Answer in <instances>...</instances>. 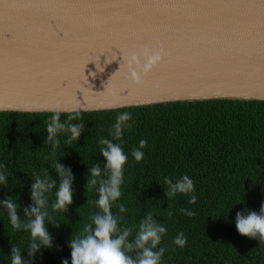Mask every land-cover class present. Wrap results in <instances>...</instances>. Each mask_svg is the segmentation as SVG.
Masks as SVG:
<instances>
[{"label": "trees", "instance_id": "obj_1", "mask_svg": "<svg viewBox=\"0 0 264 264\" xmlns=\"http://www.w3.org/2000/svg\"><path fill=\"white\" fill-rule=\"evenodd\" d=\"M123 112L131 113L134 123L122 138L129 160L122 196L112 211L117 214L120 203L126 206L128 211L121 214L124 226L138 224L152 211L168 229L160 245L166 249L163 264H264V240L242 236L235 226L236 212L245 208L259 211L264 202V100L239 99L83 111L78 121H71L85 126L79 141L65 145L61 136L55 158H50L51 143L45 140L53 113L0 111V163L6 166L9 179V187L0 189V199L5 194L17 195L22 206L31 203V175H42V169L59 183L53 159L71 167L75 176L74 202L66 213L50 208L56 189L48 194L50 218L46 224L62 250H44L36 264L70 260L67 242L81 234L99 211L97 192L86 190L88 168L103 167L98 140L112 138V125ZM69 114L61 113V121ZM140 140L147 141V146L144 159L136 162L131 151ZM182 175L194 182L196 204L188 203V195L177 194L170 200L165 195L164 178ZM183 208L195 215H184ZM19 215L23 216L22 210ZM179 232L187 237L183 248L172 242ZM30 242V234L14 230L6 210L0 209V264H11L12 246L26 250Z\"/></svg>", "mask_w": 264, "mask_h": 264}, {"label": "water", "instance_id": "obj_2", "mask_svg": "<svg viewBox=\"0 0 264 264\" xmlns=\"http://www.w3.org/2000/svg\"><path fill=\"white\" fill-rule=\"evenodd\" d=\"M211 99L264 100V0H0V111Z\"/></svg>", "mask_w": 264, "mask_h": 264}, {"label": "clouds", "instance_id": "obj_3", "mask_svg": "<svg viewBox=\"0 0 264 264\" xmlns=\"http://www.w3.org/2000/svg\"><path fill=\"white\" fill-rule=\"evenodd\" d=\"M143 60L133 54L129 61V75L133 82L139 84L142 78L147 76L160 62L159 53L145 50ZM113 107V105H109ZM70 112L67 119L61 121L62 112ZM53 115L47 123V136L45 140L51 143L50 158L56 157V150L60 147V137L64 136L65 145H71L73 141H79L85 126L78 121L80 112L75 109H52ZM131 113L123 112L117 115L115 123L109 135L112 137L98 140L100 155L104 158L103 167L95 165L88 168L86 190L95 189L98 198L95 205L99 209L92 215L91 222L86 224L82 233L67 242L71 250V258H62L61 264H163V256L166 251L161 247L163 238L167 235V227L158 221L152 211L147 212L138 224L124 226V214L128 211L123 203L118 205V213L112 211L113 204L122 196L121 186L124 183V172L128 164L129 155L122 146L125 131L133 127ZM147 141L140 140L138 147L131 151V157L140 162L144 159V149ZM53 167L59 177V183L50 177L47 170L43 173H33L30 184V200L26 206L18 203L17 195L5 194L0 199V209L7 212L8 220L14 230L26 231L30 234L31 242L26 250L12 246L10 258L11 264H36L38 255L42 257L44 250H62L55 244V237L50 233L46 220L50 218L48 194L55 188V200L50 208L53 212L66 213L74 202L75 176L72 168L53 159ZM167 185L165 195L172 199L177 194L188 195V203L196 204L197 195L193 180L188 175H182L176 179L164 178ZM58 186V187H57ZM9 187L6 166L0 163V189ZM23 211V216L19 213ZM186 216H194L195 213L187 208L180 210ZM235 226L239 234L259 241L264 240V202L259 211L245 208L236 212ZM57 228L60 227L56 226ZM133 233L135 235L133 236ZM130 237H132L130 239ZM173 244L183 248L187 243V237L179 232L173 238ZM27 252V256L24 253Z\"/></svg>", "mask_w": 264, "mask_h": 264}]
</instances>
